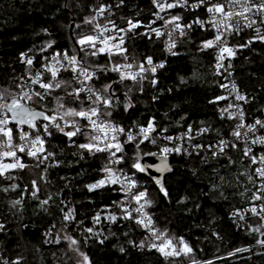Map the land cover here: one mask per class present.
<instances>
[{"label":"trees","instance_id":"trees-1","mask_svg":"<svg viewBox=\"0 0 264 264\" xmlns=\"http://www.w3.org/2000/svg\"><path fill=\"white\" fill-rule=\"evenodd\" d=\"M100 4L111 5V14L107 13L109 19L122 26L128 18L138 20L149 12L147 0H123L122 3L121 0H0V92H16L19 89L17 85L38 65L37 61H42V55L49 58L57 50H67L72 54L74 45L69 36L70 23L76 20L77 27L81 26L77 35L90 33L95 22L85 23V18L91 19L94 16L92 7ZM180 16L183 20H190L197 16V12L187 10ZM127 37L129 61L135 58L138 63L144 56H164L162 41L141 35V28L128 32ZM209 38L207 32L194 29L173 39L175 47L172 51L177 54L168 58L158 74L156 85L147 80L133 82L126 79L121 82L118 74L98 73L93 78L96 88L115 82L113 91L120 103L117 106L114 99L111 119L129 127L134 125L133 122L145 124L149 118H154L157 128H167L170 134L185 129L189 124L203 125L210 128L204 136L205 142L230 135L234 122L227 119V114L224 118L220 115V109L227 108V100L210 103L214 97L223 96V92L214 73L213 50L201 45L202 40ZM252 38L249 34H242L229 39L231 46H237L234 49L236 55L232 58L239 86L248 95L245 102L247 119L264 111V42L253 39L249 44ZM49 41L53 42L52 47L42 54L39 51L41 46ZM245 44L246 47H238ZM20 53L26 57L33 56V65L22 61ZM113 60L123 61V57L118 54ZM89 63L108 64L109 58L98 55L90 58ZM58 79L71 80V74H61ZM72 83L76 86L75 81ZM126 92L132 105L128 111L123 108ZM57 95L63 96L64 92L55 89L45 103L46 108L56 106L54 97ZM28 106L39 108L33 103ZM74 139L85 142L83 136ZM53 145L57 147L53 148ZM45 147L55 151V158L61 163L50 167L44 180L39 179L44 166L36 167L34 159H29L24 169L5 173V176L10 174L15 179L0 176V222L5 223V230L0 231V264H5V261L12 264L17 257L23 258L22 264H76L80 257L69 248V241L62 239L65 234L78 241L80 251L89 256L91 264H192L193 260L203 264L208 259L212 264H264V246L247 249L258 239H264L260 235L264 232V225L252 219L245 228L237 229L229 216L233 208L252 201L255 169L240 148L215 157L211 153L173 156L171 162L175 171L165 177L167 198L158 192L147 176L138 174L145 183L142 190L146 188L147 198L153 201L147 210L154 217L155 225L160 230L167 229L170 237L182 236L193 249L188 255L164 259L147 247L143 230L134 219L119 218L121 209L113 201L124 199L117 187L106 186L94 192L84 188L86 183L100 177L99 169L107 162L106 154L92 155L78 150L60 134L47 141ZM141 148L152 151L147 142ZM73 152L77 154L73 156ZM248 174L253 176L251 182L247 179ZM32 179H36L39 185L38 199L26 190V186L30 189ZM13 183L18 185L16 189L10 187ZM204 187L208 200L203 197ZM5 188L7 192L3 190ZM49 196V203L40 206L39 200ZM18 198L21 204L13 207L10 201ZM61 200L65 205L60 204ZM104 205L111 207L104 211ZM124 206L128 208L125 201ZM62 207L65 210L74 208L78 223L72 222L64 228ZM97 211L102 215L115 213L118 220L110 222L102 218L100 224L95 225L92 216ZM86 228L100 229L103 243L84 232ZM49 230L52 242H47L49 238L45 236ZM57 234L61 237L59 244L54 242ZM142 240L145 246L139 247ZM236 248H246L247 251L236 253ZM229 252L233 255L229 256Z\"/></svg>","mask_w":264,"mask_h":264},{"label":"snow or ice","instance_id":"snow-or-ice-1","mask_svg":"<svg viewBox=\"0 0 264 264\" xmlns=\"http://www.w3.org/2000/svg\"><path fill=\"white\" fill-rule=\"evenodd\" d=\"M123 0H121V3ZM152 3L159 10L154 13L157 19L163 20L164 25H171L172 30H179L183 36L185 29H191L193 24L204 27L205 22L197 17L194 21L182 24L181 17L179 15L167 14L168 18L165 19L159 15L160 11L166 9H173L177 6L197 8L201 5H206V12L208 13V23L215 29V35L211 39H205L201 41L202 48H215L216 49V68L217 75L220 74V69L224 67L222 61L225 59V54L229 58L228 67H231L230 58L236 55L235 47H229L227 43V36L225 33L231 34L232 32H239V20L243 18L245 21V27H252L256 21L252 20L248 13H251L253 9L264 17V0H259L258 3L250 2V0H224V3L216 2L212 3L211 0H195L194 3L188 4V0H173L171 3H160L158 0H152ZM239 5L241 10L234 11L233 6ZM227 8V10H225ZM106 10L110 13L109 6L100 4L96 8L97 16L103 14ZM97 17L93 16L91 19L85 18V23H90ZM235 18V24L233 23ZM141 21L132 19L127 20L126 28H119L112 21H108V24L112 25V29L118 35H113L112 30L100 24H95L90 33H81L78 38L73 41V52L69 54L67 50L54 51L51 54V61H49L47 55H42L41 59L43 63L40 67L45 69L41 72L37 69L34 75H29L28 83L33 87H26L24 84H18L17 88L19 92L15 94L0 93V161L5 157L11 158V163L0 162V176H5V173L9 170L24 169L26 165L22 161L23 156L37 161L36 167L43 165V170L39 175L40 180H44L45 173L50 167H57L61 163L57 160L56 152L49 151L45 145L50 139H54L56 134H60L62 137L67 138V143L70 146H75L78 150L87 151L89 154L104 155L106 154L107 162L101 166L99 172L101 173L98 179L92 182L86 183L84 188L88 192H94L95 190L103 189L106 186H119L120 192L124 196V201L129 204L136 202V207L127 208L124 206V201H113V204L117 205L121 209L120 219L135 220L137 226L145 229L150 236L146 237L150 242L147 247L149 249H155L165 258L176 257L181 255H188L193 249L188 243L181 237H170L167 235L168 230H160L156 227L155 222L145 209L153 203L152 200L147 198V189H141L138 185L137 174L147 175L152 180L158 189V192L163 197H168V191L164 183L166 173L173 171L169 163V155L187 153L188 149L184 148L181 143L176 141H183L187 139L189 142L193 140L192 131L193 126L188 125L187 129L179 136L167 135V128L157 129V125L154 122V118H149L146 125H135L136 130L133 128H125L119 123L114 122L111 117L113 115L111 109L114 107L113 101L115 99L116 105H119V99L116 97L113 89L115 88V82L104 83L100 88H94L92 84L88 83L98 75V72H114L119 76V81L131 80L133 82L143 81L146 78V73L151 72L153 78L151 84L156 85L155 73L157 68H163L164 62L154 63L151 56H144L139 64L136 63L135 58L129 61L127 49L124 47L126 39L125 33L132 32L141 25ZM152 23V22H150ZM148 27L149 32L155 33L157 37L162 35L158 28ZM256 35L248 41L252 43L253 39H259L264 42V34L260 33V29L256 28ZM144 33H141L143 35ZM167 35L171 39V32ZM53 42L49 41L46 45L41 46L40 52L43 54L45 50L51 48ZM78 46V47H77ZM247 45H239L238 47H246ZM165 47L171 52L172 55H176V52L172 51L175 47V42L171 44L165 43ZM120 54L123 57V63H117L111 61V57L114 54ZM98 55H106L109 58V62L112 63V67L106 64L89 63L90 58H95ZM21 60L27 65H33V56H25L24 53H20ZM39 63V60L37 61ZM66 62V63H65ZM147 65V67L145 66ZM60 69L66 71L70 69L71 80L58 79V72ZM50 74V78L49 75ZM23 79V77H21ZM72 81H75L79 86H73ZM38 86V87H37ZM221 88H225L224 84L220 85ZM55 89H60L64 92L63 96H55V107L46 108L45 100L53 95ZM68 89H71L70 91ZM143 91V88L140 89ZM131 91V89H129ZM87 94L86 97L84 94ZM230 96H234L235 101L246 100L244 95H241L237 89L235 83H232ZM83 97V98H82ZM155 100L156 97L154 96ZM228 96H216L213 101L227 100ZM85 100L88 102L85 106ZM29 102L36 104L39 108L29 107ZM131 101L128 97V93L124 94L123 108L124 111H128L131 107ZM229 108H236V112L228 111ZM227 114V119L231 120L233 117L238 116L240 123L236 125L235 129L231 133L233 136V142L226 141L222 137L215 144H208L207 146L197 143L192 144L191 147L194 151L205 149L211 151V155L215 157L218 153L224 155L225 147H236L234 141L240 140L242 137L246 138L249 132H253L256 125L264 128V121L257 119L255 124L246 125V131L243 133L240 129L245 128L243 123L244 113L240 110L239 104L228 103V108L220 109V115L222 118ZM27 126V131L22 126ZM209 127H198L196 129V136L208 133ZM219 135V132H217ZM83 136L85 142H79L74 137ZM18 137V139H17ZM15 141V142H14ZM163 141L165 143H158ZM145 142L151 143L156 146V151L153 152L150 149L145 151L141 148ZM264 145V136H257L251 141V145L245 141L243 155L248 157L252 164L259 163V167L255 168V175L260 180V184L256 187V190L251 193L250 200L260 202V211L257 212V206L251 205L250 208L244 209V211H251L253 215H259L260 219L264 221V153H261L259 157L253 152L254 145ZM57 147L53 145V148ZM77 153L73 152L75 156ZM82 158V157H81ZM46 161L50 163H46ZM229 164L232 160L229 159ZM119 165L120 167H117ZM125 167L127 171H125ZM251 167V165H250ZM241 175H244L243 173ZM6 179H15L10 174L5 176ZM221 179H223L221 177ZM249 182L253 180L251 174L247 175ZM12 189L18 187L13 183L10 185ZM5 192L7 188L3 189ZM26 190L31 191V196L37 198L39 192V185L36 179H32L30 183V189L26 186ZM22 195V194H21ZM183 199V198H182ZM51 196L47 199L39 200L40 206H44L49 203ZM10 204L15 207L21 204V199L10 201ZM61 205H65V201H60ZM104 211H107L111 205L102 206ZM61 212L63 215V227L66 228L69 224L76 221L75 210L72 207H67L66 210L62 207ZM135 212L136 216L133 217L132 213ZM239 214L241 221L244 220V215L239 213V210L233 212L232 215ZM102 213L97 211L92 216V223H100ZM103 219L110 222H116L118 216L115 213L109 212L103 216ZM54 227V225H53ZM251 227V226H249ZM5 230V223L0 222V231ZM63 230V229H62ZM259 231V229H255ZM50 231L45 233L48 237L47 242L51 241ZM84 232L97 235L93 232L92 228L83 229ZM215 235V233H213ZM264 236V232L260 233ZM62 239L69 241V248L77 254L80 259L76 261V264H91L89 256L80 251L78 247V241L72 236L65 234ZM61 237L57 234L55 243L59 244ZM175 241V242H174ZM87 238H85V243ZM103 243V241H100ZM133 246H137L133 241ZM257 244L264 246V239H258ZM177 244L179 247H177ZM139 247H144V241L142 240ZM124 251L123 248L120 249ZM236 253L247 251L246 248H236ZM229 256L233 255V252L228 253ZM22 257H17L12 261V264H22ZM7 264V261H5ZM192 264H200L195 260ZM203 264H212L211 260L204 261Z\"/></svg>","mask_w":264,"mask_h":264},{"label":"built area","instance_id":"built-area-1","mask_svg":"<svg viewBox=\"0 0 264 264\" xmlns=\"http://www.w3.org/2000/svg\"><path fill=\"white\" fill-rule=\"evenodd\" d=\"M158 2L160 3H171L173 2V0H158ZM195 0H188V4L190 5L191 3H194ZM212 3H216V2H220V3H224V0H211ZM250 2H255V3H258L259 0H250ZM99 5L97 6H93L92 7V11H93V15L96 16L97 18L94 20L95 24H100L101 26H105L107 25V27L109 29L112 30V34L113 35H118L114 29H112V25L111 24H108V21L110 20L109 19V15L107 14L109 11L106 10L103 14L97 16V13H96V8L98 7ZM109 6L110 10H111V5H107ZM147 6L149 8V12L148 14H146L143 18L141 19H138L139 21H141V25L138 26L137 28H141V33H144L143 35H145L147 38H155L157 40H161L162 41V48H163V51H164V56L163 57H160V58H155L153 56H151L153 58V62L154 63H159L161 61L164 62V66L166 65L167 63V60L168 58L172 55L171 52H169V50L165 47V43L168 42L169 44H171L172 40L175 39V38H178V37H182V35L180 34L179 30H176V31H173L172 30V26L171 25H164L163 23V20H160V19H157L156 16L154 15L155 12L159 11L156 6L152 3V0H147ZM206 5H201L197 8H191V7H180V6H177L173 9H166L165 11H160L159 12V15L161 17H164L165 19L168 18V15L167 14H172V15H179L183 13V11H187V10H193L195 12H197V16L190 19V20H183L181 18V23L182 24H187V23H190L192 21H194L197 17H199L201 20H203L205 22L204 24V27L201 28L199 25H195L193 24L192 28L191 29H185V34L186 35L187 33L191 32L192 30H196V29H199V30H203L205 32H207L209 35H210V38L211 39L216 33H215V29L212 28L211 24L208 23V13L206 12ZM227 10V8L225 9ZM233 10L234 11H240L241 8L239 5H234L233 6ZM247 15H249L251 17L252 20H255L256 23L252 26V27H245V21L243 20V18H241L239 20V32H232L231 34H228V33H225V35L227 36V43H228V46L229 47H232L230 44H229V39L232 37V36H237V35H242V34H249L251 35L252 37H254L257 33H256V28L258 27L260 29V33L261 34H264V17H261L260 14L256 11V9H253L251 13H248ZM181 17V16H180ZM128 19H132L133 22H135L136 20H134L133 18H128ZM127 19V20H128ZM112 21V24H115L117 27L119 28H126L127 27V21H126V24L124 26L122 25H119L117 22H115L114 20H110ZM152 22V23H150ZM233 23L235 24V18H233ZM94 24V25H95ZM145 26H149L151 28H158L162 35L160 37H157L155 35V33H151L149 32L148 30V27H145ZM168 32H171L172 35H171V39H169V36L167 35ZM183 35V36H184ZM125 36H126V39H125V42H124V47L128 50V37H127V33H125ZM78 38V37H77ZM213 50V54H214V63L216 64V49L215 48H212ZM115 55H118L117 54H114L110 59L111 61L115 62L113 60V57ZM49 61H51V57L48 58ZM141 62V61H140ZM140 62H138L137 64H139ZM230 62H231V67H228V63H229V58L226 56L225 54V59L224 61H222V64L224 65V67H222L220 69V74L217 75V72H216V68L214 67V73L215 75L217 76L218 80H219V85L221 84H224L226 87L225 88H221L222 92H223V96H228V99H227V104L229 102L233 103V104H239V107H240V110L243 111L244 113V117H243V123L245 125V128H242L240 129V131L243 133L244 131H246V125L248 124H255V121L257 119H260L262 121H264V111L262 112V114L260 115H257L255 117H253L252 119H247L246 117V111H245V102L246 100L248 99V95L247 93L242 90L239 86V82H238V77H237V73H236V70H235V67H234V62H233V58L231 57L230 58ZM43 63V61H41L40 63H38V65H36L34 67V69L26 76L24 77V79L22 80L21 84H24L26 87H33L31 84L28 83V77L29 75H34L35 71L37 69H39L41 72H44L45 69L41 68L40 67V64ZM66 63V62H65ZM117 63H123V61H117ZM107 66L109 67V69L112 67V63H108ZM147 67V65H145ZM162 68H157V71L155 73V79L157 80L158 79V74L160 72ZM64 73H69L71 74V71L70 69L69 70H65V69H60L59 72H58V76L57 78H59V76L61 74H64ZM100 73V72H98ZM104 73H113V74H117V73H114V72H111V71H108V72H104ZM49 75V78H50V74ZM72 75V74H71ZM146 78L144 80H147V81H151V79L153 78V74L149 71L147 72L146 74ZM88 83L92 84V86L94 88H96L93 84V80L89 81ZM232 83H235L236 86H237V89L239 91V93L241 95H244L246 100H242V101H235L234 99V96H230L229 95V92L231 90V86H232ZM76 84V82H75ZM76 86H79L76 84ZM38 87V86H37ZM20 89H18L16 92L14 93H11V94H15L17 92H19ZM2 93V92H0ZM86 93L84 94V96L86 97ZM83 98V97H82ZM48 99V98H47ZM47 99L45 100L44 103L47 102ZM87 101L85 100V105L87 106ZM29 104H31V102H29ZM227 108H228V105H227ZM228 111L230 112H236L237 109L236 108H229ZM233 122H234V129L236 127L237 124H239L241 121L240 119L238 118V116H235L232 118ZM155 122V121H154ZM135 125H146V123H137ZM193 126V125H192ZM24 128L25 131H27V128L22 126ZM133 128V131L136 130V127L134 125L132 126H129V127H125V128ZM198 127H206V126H203V125H199V126H193V131H192V136L194 137L193 140L191 142H189L187 139H184L183 141H176V143H181L182 146L184 148H187L188 149V152L187 154H201V153H211V151H206L205 149H200L198 151H194L191 147L192 144H197V143H200V144H203L205 146H207L208 144H215L221 137L223 139H225L226 141H229V142H233V136L230 134V135H225V136H221L220 138H218L216 141H213V142H210V141H207L205 142L204 141V136L207 134H202L201 136H196V129ZM158 129V128H157ZM187 129V127L177 133H174V134H170V133H166L167 135H173V136H179L181 134V132L185 131ZM209 133V132H208ZM257 136H264V128H261L259 125H256V128L253 132H249L247 137L244 138L242 137L240 140L238 141H234L236 143V147L235 148H232L230 146L228 147H225L224 149V153L227 152L228 150L230 149H239L244 152V146H245V141H247V143L249 145H251V141L257 137ZM18 139V137H17ZM15 142V141H14ZM148 143V142H147ZM158 143H165L163 141H158ZM151 148H152V151L155 152L157 149H156V146L152 145L151 143H148ZM253 147V152L257 155V157H259V155L261 153H264L263 149H264V145H260V144H257V145H254L252 146ZM184 154V153H182ZM219 154V153H218ZM173 156H176V154H170L169 155V158H172ZM29 159H32V158H29L27 156H23L22 157V161L27 165L28 164V161ZM0 162H3V163H11V158L9 157H5L3 158L2 161ZM252 164V163H251ZM254 166V169L256 167H259V163L257 162L256 164H252ZM117 167H120L119 165H117ZM125 171H127V168L125 167ZM99 178V177H98ZM97 178V179H98ZM137 178H138V185L141 186V189L144 187V181H142V179H140V177L138 176L137 174ZM94 181V180H93ZM92 182V181H91ZM260 184V180L259 178L256 177L255 175V181H254V185H253V188H254V191L256 190V187H258ZM119 189V186H115ZM120 191V190H119ZM122 198L124 199V196L123 194L120 192ZM128 208H134L136 207V202L133 201L131 202V204H129L127 201H125ZM255 204L257 206V212L259 213L260 211V202L259 201H251L249 202L248 204L244 205V206H241V207H236V208H233L231 211H230V219L232 220V222L234 223V226L237 228V229H242V228H245L246 225L248 224V222L252 219H257L259 221V223L261 225H264V221H262L260 219V216L259 215H253L251 213V211H244V209L246 208H250L251 205ZM147 212V208L145 209ZM236 210H239V213L240 214H243L244 215V220L241 221L240 218H239V214L237 215H232L234 211ZM149 213V212H148ZM132 215L135 217L136 216V213L133 212ZM151 215V214H150ZM152 216V215H151ZM154 222H155V219L154 217L152 216ZM157 227V226H156ZM142 228V227H141ZM158 228V227H157ZM159 229V228H158ZM143 233H144V236L145 238L146 237H149L150 234L145 230L143 229ZM147 240V244L150 242L149 239H146ZM255 247H261V245L259 244H254L252 246H249L247 247V249H251V248H255ZM154 251H156L155 249H153ZM162 258L164 259H167L165 258L164 256H162L158 251H156ZM227 255V254H225ZM224 256V255H223ZM169 258V257H168ZM208 260H211V259H208Z\"/></svg>","mask_w":264,"mask_h":264},{"label":"water","instance_id":"water-1","mask_svg":"<svg viewBox=\"0 0 264 264\" xmlns=\"http://www.w3.org/2000/svg\"><path fill=\"white\" fill-rule=\"evenodd\" d=\"M76 31H77V22H76V20H73L71 23H70V25H69V36H70V38H71V40H72V43H73V41L76 39ZM78 47V46H77ZM24 127H26L27 128V126L26 125H24ZM169 163H170V165H171V167H172V169H173V171L170 173V174H172L174 171H175V167L173 166V164H172V162H171V158H169ZM169 173H166L165 174V177L167 176V175H170ZM144 175V174H143ZM145 176H147V175H145ZM148 177V176H147ZM152 181V180H151ZM153 182V181H152ZM154 183V182H153ZM164 183H165V178H164ZM155 185V184H154ZM203 197H204V199L205 200H208L209 198H208V193L205 191V187L203 188Z\"/></svg>","mask_w":264,"mask_h":264},{"label":"rangeland","instance_id":"rangeland-1","mask_svg":"<svg viewBox=\"0 0 264 264\" xmlns=\"http://www.w3.org/2000/svg\"><path fill=\"white\" fill-rule=\"evenodd\" d=\"M77 22V21H76ZM81 29V26L80 25H78V27H77V31H76V39H77V37H78V32H79V30ZM254 191V188H252V192ZM108 213H106V214H104V215H107ZM104 215H102L101 216V220H102V218H103V216ZM101 220H100V222H101ZM100 223H98V224H95V225H99ZM93 232L94 233H96L97 235H94L95 237H97L99 240H103V237H102V231L100 230V229H94L93 230Z\"/></svg>","mask_w":264,"mask_h":264}]
</instances>
